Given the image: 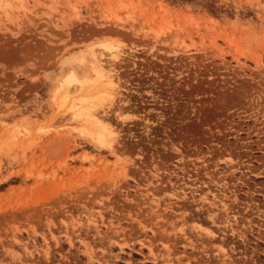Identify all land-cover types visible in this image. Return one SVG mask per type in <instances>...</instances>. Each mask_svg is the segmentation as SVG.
Here are the masks:
<instances>
[{
	"label": "rangeland",
	"instance_id": "rangeland-1",
	"mask_svg": "<svg viewBox=\"0 0 264 264\" xmlns=\"http://www.w3.org/2000/svg\"><path fill=\"white\" fill-rule=\"evenodd\" d=\"M214 1L0 0V264H264V0Z\"/></svg>",
	"mask_w": 264,
	"mask_h": 264
},
{
	"label": "trees",
	"instance_id": "trees-1",
	"mask_svg": "<svg viewBox=\"0 0 264 264\" xmlns=\"http://www.w3.org/2000/svg\"><path fill=\"white\" fill-rule=\"evenodd\" d=\"M173 6H183L185 4H192L200 7L204 11L213 16L219 17L221 12H225L223 6L216 5L214 0H164ZM230 15V14H229Z\"/></svg>",
	"mask_w": 264,
	"mask_h": 264
},
{
	"label": "bare ground",
	"instance_id": "bare-ground-1",
	"mask_svg": "<svg viewBox=\"0 0 264 264\" xmlns=\"http://www.w3.org/2000/svg\"><path fill=\"white\" fill-rule=\"evenodd\" d=\"M70 79V78H69ZM85 115L87 116V117H90V119L91 120H93L92 122H93V124H94V126H95V129L94 128H89V127H85L84 125H82V131L84 132V133H86V134H88L89 136H91L93 139H97V140H99L100 141V143L102 142V143H107V144H110L111 145V140L112 139H110V134H109V132H107V130L106 129H104V128H102V127H100L99 125H98V122H97V120H96V117L97 116H95L94 114H92V113H90V112H85ZM85 116V117H86ZM86 117V118H87ZM87 119H85V122H87L86 121ZM91 120H89V121H91ZM91 124V122L89 123V125ZM84 126V127H83ZM102 126V125H101ZM108 146V145H107Z\"/></svg>",
	"mask_w": 264,
	"mask_h": 264
}]
</instances>
